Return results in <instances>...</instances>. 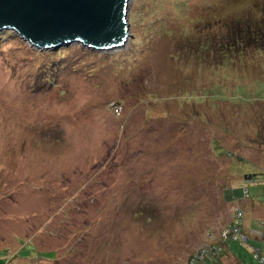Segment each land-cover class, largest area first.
Segmentation results:
<instances>
[{
    "label": "rangeland",
    "instance_id": "rangeland-1",
    "mask_svg": "<svg viewBox=\"0 0 264 264\" xmlns=\"http://www.w3.org/2000/svg\"><path fill=\"white\" fill-rule=\"evenodd\" d=\"M126 19L102 50L0 30V264H187L236 209L264 226V42L225 50L264 0H128ZM228 243L221 264H257Z\"/></svg>",
    "mask_w": 264,
    "mask_h": 264
},
{
    "label": "water",
    "instance_id": "water-1",
    "mask_svg": "<svg viewBox=\"0 0 264 264\" xmlns=\"http://www.w3.org/2000/svg\"><path fill=\"white\" fill-rule=\"evenodd\" d=\"M127 1L0 0V30L15 29L40 48L72 42L101 50L114 48L129 34Z\"/></svg>",
    "mask_w": 264,
    "mask_h": 264
},
{
    "label": "trees",
    "instance_id": "trees-1",
    "mask_svg": "<svg viewBox=\"0 0 264 264\" xmlns=\"http://www.w3.org/2000/svg\"><path fill=\"white\" fill-rule=\"evenodd\" d=\"M235 25L237 26H234L233 28V32L231 34V41L229 42L230 44L229 46L226 47L225 50L230 51V49H232L233 47H235V50H239V47H247L248 46L247 43H250V42L251 44L257 43L258 45H259V42H264V22L263 21L252 24L248 20L242 19V20L237 21ZM243 178L245 180L251 181L252 175L245 174L243 175ZM242 193L247 194L248 193L247 188L243 187ZM239 210L241 211V209H236L231 220L219 230V234L216 237L212 236L211 233L208 234L207 240L201 243L198 247H196V249L192 251L190 256H188L189 262H187V264H193V262H198V260L193 259V256L201 248L202 245H210L213 247V250L203 258L202 262H198V264H210V263H214V264L220 263L221 264V258L223 257V255H225L224 253H227L229 249L232 250L231 247L229 246V243H228L229 241L238 242L240 244L246 243V242H242L237 237L234 238L232 235H228L226 237L221 235V232L223 229H226L227 227H230L234 224L235 214ZM243 216L244 215H242V217L238 220L239 221L238 226L248 236V240L246 244H248L249 246L259 245L261 248V253L264 256L263 247H262V239L264 238V233L262 237H258L257 235H254L251 232V229H255L256 227H253L247 230L243 222ZM256 229H262V227L256 228ZM250 253L252 254V257H253V251H251Z\"/></svg>",
    "mask_w": 264,
    "mask_h": 264
},
{
    "label": "built area",
    "instance_id": "built-area-1",
    "mask_svg": "<svg viewBox=\"0 0 264 264\" xmlns=\"http://www.w3.org/2000/svg\"><path fill=\"white\" fill-rule=\"evenodd\" d=\"M242 217V212L239 210L235 214V220L234 224L230 227H227L226 229H223L221 232V235L224 237L228 235H232L234 238L237 237L242 242H246L248 240V236L244 233V231L241 230V228L238 226V220ZM264 224V220L262 225ZM251 232L254 235H257L258 237H262L264 233V226L262 229H251ZM251 251H253V257L256 260L257 264H264V256L261 253V248L259 245L251 246ZM213 250V247L210 245H202L201 248L194 254L193 259L198 260V262H202L203 258L210 253ZM193 261V260H191Z\"/></svg>",
    "mask_w": 264,
    "mask_h": 264
},
{
    "label": "crops",
    "instance_id": "crops-1",
    "mask_svg": "<svg viewBox=\"0 0 264 264\" xmlns=\"http://www.w3.org/2000/svg\"><path fill=\"white\" fill-rule=\"evenodd\" d=\"M230 246V245H229ZM230 250V249H229ZM228 253L227 254H230V252L229 251H227ZM232 255H233V257H234V254L233 253H231ZM223 256H226V254L225 255H223Z\"/></svg>",
    "mask_w": 264,
    "mask_h": 264
}]
</instances>
